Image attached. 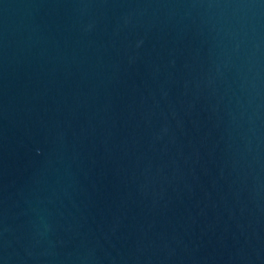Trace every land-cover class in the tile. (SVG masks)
I'll list each match as a JSON object with an SVG mask.
<instances>
[{
    "label": "water",
    "instance_id": "obj_1",
    "mask_svg": "<svg viewBox=\"0 0 264 264\" xmlns=\"http://www.w3.org/2000/svg\"><path fill=\"white\" fill-rule=\"evenodd\" d=\"M0 264H264V0H0Z\"/></svg>",
    "mask_w": 264,
    "mask_h": 264
}]
</instances>
